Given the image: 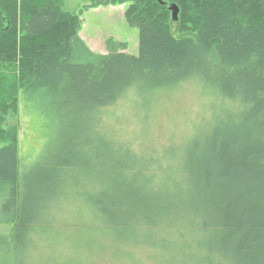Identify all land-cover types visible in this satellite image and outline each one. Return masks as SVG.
<instances>
[{
  "label": "trees",
  "instance_id": "1",
  "mask_svg": "<svg viewBox=\"0 0 264 264\" xmlns=\"http://www.w3.org/2000/svg\"><path fill=\"white\" fill-rule=\"evenodd\" d=\"M175 1L187 19L177 34L170 0L87 5L128 4L126 21L139 28L131 54L113 38L107 53L93 50L82 12L63 0H0V92L8 85L11 99L0 93V114L22 90L26 108L70 130L58 153L21 170L18 136L0 127V208L14 223L16 264L29 251L40 264H85L108 251L129 263L143 252L169 264H264V0ZM189 83L211 115L179 157L146 145L147 130L117 129L124 102L141 101L145 120L154 96ZM97 123L107 130L89 138ZM93 142L91 154L80 146ZM68 207L76 219L62 215ZM10 236L0 264L13 262Z\"/></svg>",
  "mask_w": 264,
  "mask_h": 264
},
{
  "label": "rangeland",
  "instance_id": "2",
  "mask_svg": "<svg viewBox=\"0 0 264 264\" xmlns=\"http://www.w3.org/2000/svg\"><path fill=\"white\" fill-rule=\"evenodd\" d=\"M170 1L176 2L180 7L177 20H173L172 11L170 10L169 12L170 19L173 22L172 30L177 34L180 26L187 19H184V16H186L184 14V6L175 0ZM63 2L66 10L72 13L82 12L81 18L83 23L80 33L87 44L93 47V50L107 53L106 41L108 38H113L125 43V48L123 49L125 52L131 54L138 53L139 28L127 23L125 10L128 4L126 2L96 6L94 4L87 6L92 3V0H63ZM186 14H188V11ZM188 25L191 24L189 23ZM4 90V92H0L1 95L4 98H9V86L6 85ZM17 97L18 104L16 103V108L12 106L1 112L0 117L2 120L0 127L3 130L17 134L20 167L23 170L30 163L40 164L41 166L47 159L58 153L66 145L70 130L66 133V125L57 120H52L45 110H39L37 113L26 108L23 102L22 90L19 91ZM203 100L204 97L200 91L192 83H189L184 85V87L175 88L154 96L144 116L145 120L141 119L142 115L139 117L140 114H143L141 111L144 110L141 101H136V103H132L130 106L126 101L122 105L121 111L119 110L118 114H115L116 120L114 121L117 123V129L121 130L123 135L135 136L138 134L142 136V133L147 130L148 138L145 140L146 145L151 144L156 148L163 149L165 153L171 151L175 157H179L188 139L187 136L196 129V125L200 123L203 116L207 115L208 110L209 117L211 115L210 106ZM6 101L10 103L11 99L9 98ZM137 102L139 103L137 104ZM138 105L141 106L142 110L138 111L140 109ZM114 121H112L113 124ZM94 128L95 130L91 133L87 132L89 138L90 134H92L95 139H98L100 134L103 135V132L107 130L103 129L98 123ZM3 142V139H0V147L3 145ZM135 142L136 140L133 141V145H139V142L137 144ZM96 145L97 143L95 142L88 145L80 143V146H83L89 154H91L89 149H92ZM74 171L78 178H84L83 174L85 171L83 166L77 167ZM72 208H65V212H61L62 215L70 219H76L72 214ZM3 215L2 208H0V254L6 247V234L10 233V255L12 254V264H16L20 252H16L14 248L16 244L15 233L13 231L15 230L14 223H11L12 225L9 226L5 223ZM67 234V241L62 243V248L66 249L67 253L65 257L71 258V255L76 253L73 248V244L76 242V240L74 241L76 235L73 231L67 232ZM35 253L37 252L29 251L27 253L29 257L26 260V264H40V259L37 258V254ZM57 254V250L54 252L53 249L49 251L50 256L54 257ZM138 256V261L133 256L134 259L132 258L133 260L129 263L126 260L120 259L112 251H108L88 255L85 264H169L170 261L168 256L164 257L160 255L159 258H157L158 256L150 257L143 252ZM62 260L60 259L59 261L61 262ZM60 262L56 264H64Z\"/></svg>",
  "mask_w": 264,
  "mask_h": 264
},
{
  "label": "water",
  "instance_id": "3",
  "mask_svg": "<svg viewBox=\"0 0 264 264\" xmlns=\"http://www.w3.org/2000/svg\"><path fill=\"white\" fill-rule=\"evenodd\" d=\"M158 1L163 3L162 0H158ZM169 9L172 11L173 20H177L178 19V14H179V6L176 3H171L169 5Z\"/></svg>",
  "mask_w": 264,
  "mask_h": 264
},
{
  "label": "crops",
  "instance_id": "4",
  "mask_svg": "<svg viewBox=\"0 0 264 264\" xmlns=\"http://www.w3.org/2000/svg\"><path fill=\"white\" fill-rule=\"evenodd\" d=\"M81 34V33H80ZM83 37V36H82ZM84 38V37H83ZM91 48H93V47H91ZM101 52V51H100Z\"/></svg>",
  "mask_w": 264,
  "mask_h": 264
}]
</instances>
